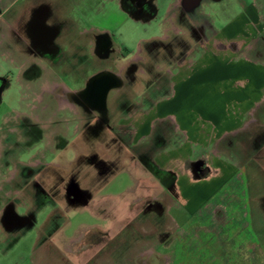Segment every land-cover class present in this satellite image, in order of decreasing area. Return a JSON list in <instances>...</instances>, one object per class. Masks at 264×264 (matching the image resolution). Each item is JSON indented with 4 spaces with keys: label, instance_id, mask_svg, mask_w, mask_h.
<instances>
[{
    "label": "rangeland",
    "instance_id": "obj_1",
    "mask_svg": "<svg viewBox=\"0 0 264 264\" xmlns=\"http://www.w3.org/2000/svg\"><path fill=\"white\" fill-rule=\"evenodd\" d=\"M184 1L0 0V137L5 134L3 140L5 147L0 150L1 160L6 161L7 155H10V150L7 147L13 142V135L8 128L15 122V117L21 107H24L21 100H19L20 93L16 81H21L23 84L30 81L33 85H38L44 77L56 76L60 80L68 82L69 78L66 72L74 69L82 56L86 58L85 60L89 59L87 47L82 46L80 54L77 53V45L76 47L72 46L74 51L69 50L70 43L66 44L67 48L57 61L48 60L45 56L41 57L34 52L30 48L32 42L27 37L25 30V23L28 22V19H31L34 8L43 12L46 11L51 16L47 26H54L59 21H64L65 18L66 20L74 18L79 21L81 27L88 30L93 28L99 33L106 34L105 36H108L109 42L113 43L115 51L119 48L120 50L125 48L129 53L141 54L145 64L143 66L145 75H135L134 83L129 86L125 85L119 92L112 91L108 96L107 119L108 122H112L113 120L116 121L117 118L129 120L126 106L135 100L141 99V96L148 97V91L151 88L146 91L147 85L154 83L163 87L165 83L168 84L169 82V85L175 83V78L168 79L165 74L167 71H176L175 68L172 69L176 65H171L176 58H178L177 66L179 70L183 71L180 74L181 77L178 76L181 79L185 78L187 73L185 71V61H192L201 54L209 53V55H218L221 58L224 56L226 62L234 61V58L239 55H242L243 59L249 58L250 52L255 49L256 45L255 36L250 35V28L242 34L244 36L238 35V38H233L236 29H239L235 25L224 33V27L232 26L245 6L256 5L254 8L258 11V18L263 26L260 36L264 37V0H200L201 4L199 7H194L196 8L194 15L189 21H192L193 24L188 23L187 14L184 9H181ZM175 5H177V8H174ZM61 15L64 17L63 20H60ZM68 24L69 29H67L66 34H69V41L85 43L87 38L92 36L91 33H88L79 37L75 35V26L71 28L70 24L72 22L68 21ZM251 33L254 34V32ZM24 41L28 43V47L24 45ZM17 45H20L32 60L25 74L18 72L9 60L11 51L18 47ZM260 45L264 48V39ZM53 46L59 47L60 45L54 43ZM45 53L48 54L46 51ZM189 53L190 55L186 57ZM37 58L40 61H37ZM132 58L133 56L114 60V67L119 69L118 73L121 68L123 69L132 61ZM97 64H99L98 69L105 68L108 65L106 63ZM80 74L85 75L86 70L81 71ZM4 81L8 84V87L5 91H2ZM164 89L166 90V88H162V91H156L151 99L154 102L155 100L156 102L162 100L166 94ZM22 95L24 99V93ZM134 95H136L135 98H133ZM153 105H148L146 108L141 105L139 109L147 110ZM82 117L87 119L83 115ZM254 117L264 121V109L260 108ZM118 121L121 122L117 119L116 122ZM116 122L115 124H117ZM256 125L252 124L250 130L239 134L233 145L232 156H236L243 163H251L250 156L255 152L251 145L254 136L256 137L260 131L259 127L264 130L262 122L258 123L259 126ZM116 135L104 131L97 139V144L89 143L88 139H85L84 133L75 139L68 136V142H64L66 149L63 155L57 156L49 154V150H46L48 145L45 144L44 140H37L32 143L30 139H27V143L19 145L22 158L25 160L30 156L39 160L43 158L44 161L48 162L49 167H36L33 169V176L30 179L22 177V168L20 172L19 167L15 180H13V168L8 169L7 167L3 170L0 168V188H2L0 194H6L10 198L14 195L17 197L25 195L23 200L12 198L11 201L15 200L20 208L23 207V201L26 200L27 208L40 210L42 215H39V218L45 217L44 214L51 211L107 210L115 214L127 213V215H114V218L117 219L115 220L117 221L115 223V234L117 236L125 223L130 221L128 218L131 215H128V213L140 212L145 207L147 208L151 203L150 198L158 190H155L154 185L148 182V185L143 186L141 189L143 193L145 190V193L149 194L145 196L144 202L133 207L129 206L130 201L140 195L139 191L134 190L137 185L130 180L128 175H132L131 167L128 166L129 161L134 158L133 152L137 148L130 146L131 143L127 140L128 136ZM26 146L28 147L27 150L24 149ZM74 146L76 150L82 153L81 155H75L70 150ZM12 148V151L16 150L15 146H12ZM88 158L89 161L86 162ZM254 161H256L252 163L254 167L249 169L246 175L248 202L244 203L243 201L240 203L242 209L239 213H234L233 209L229 207L227 219L217 225L213 232L210 231L202 236H199L197 232H193L192 235L186 236L187 239L193 238L196 242L189 243L187 252L180 253L183 256L182 258H180L181 256L178 257L180 264H264V210L257 202L255 203L257 197L264 195V152H258L254 156ZM75 189L82 196H86L85 202H88L89 205L82 202L80 205L70 208L64 203L65 196H69L70 191ZM50 195L56 196L55 201L57 202L56 207L51 211L50 207L55 202ZM57 196H64V200L57 198ZM168 201L166 198L157 201L160 203L159 213H156L155 216L148 215L141 222L137 220L136 224L134 222L135 225H132V228L138 229L140 227L146 232L144 233V239H142L144 245L138 246V249L136 247L133 257L136 253L144 255L151 252L155 248L160 235L162 241H164V238L167 237L168 239L176 229L174 222H171L168 216L166 206ZM220 211L224 213L225 209L223 212L222 209ZM154 212L152 209L147 210V213ZM171 214L175 217L174 209ZM83 216H77V218ZM39 222H41V219H39ZM178 222L181 221L178 220ZM182 230L184 231V229ZM35 241V233L27 234L24 239L14 246L11 252L3 256L0 253V264H31L32 245ZM168 242L169 239L164 244L168 245ZM60 243V238L57 236L51 239L48 245L49 249L53 251L46 253L44 257L42 252L37 253L34 257L36 263L37 260L42 259L41 261H45L46 264H53L55 260L60 258L63 262L61 261L59 264H84L93 255V250L78 254L77 244L70 246L69 253H66L59 249ZM178 247L176 246V249ZM168 250L163 251V253H166L164 264H167L169 258ZM99 255L101 256L99 257ZM99 255L95 259V264L109 263L106 253L100 252ZM177 255L178 252H175L170 264Z\"/></svg>",
    "mask_w": 264,
    "mask_h": 264
},
{
    "label": "flooded vegetation",
    "instance_id": "obj_2",
    "mask_svg": "<svg viewBox=\"0 0 264 264\" xmlns=\"http://www.w3.org/2000/svg\"><path fill=\"white\" fill-rule=\"evenodd\" d=\"M200 4V0H185L182 4L181 9L186 12L188 23L193 24L192 21L189 22L190 18L194 15L196 9L194 7H199ZM174 8H177V5ZM50 17L46 11L43 12L36 8L32 10L31 19H28V22L25 23L26 35L32 42V47L30 48L41 57L45 56L48 60L57 61L64 53L65 48H67L66 44L70 43L69 50L74 51L72 46L76 47L77 45V53L80 54L81 47H87L89 59L85 60L86 58L82 56L75 68L66 72L69 78L68 82L60 80L56 76L44 77L38 85H33L30 81H26L24 84L21 81H16L20 93L19 100H21V104L24 107H21L15 117V122L8 128L13 135V142L7 147L10 150V155H7L5 162L1 160L2 154L0 153V168L2 170L4 168L7 169V167L8 169L13 168L15 171H13V180L16 179V172L19 167L20 172L22 168V177L26 179H30L33 176V169L36 167H49L48 162L44 161L43 158L40 160L32 158V156L26 160L22 158L19 145L27 143V139H30L32 143L37 140H44L45 144L48 145L46 150H49V154L57 156L63 155L66 149L64 142H68V136L71 139H75L84 133L85 139H88L87 141L92 144H97V139L104 131L117 134L116 136L120 134L127 136V134L135 131L134 126L131 125L132 119L134 120L135 118L131 117L141 113L140 106L143 105L142 107L144 108L148 105H153V103L155 104L151 96L156 91L162 90V88H166V90L164 89L165 91L170 88L169 82L168 84L165 83L163 87L154 83L146 84L148 87L145 89L146 91L151 88L148 91V97L144 98L141 96V99L135 100L126 106L128 110L127 116H129L127 123L124 125L120 124L125 120L124 118H117L121 122H116L117 119L116 121L108 122V109L106 107L108 106L109 94L115 90L119 92L125 85L129 86L134 83L135 75H145V70L143 69L145 64L141 54L129 53L125 48L123 50L119 48V50L115 51L113 43L109 42L108 36H105L106 34H103V32L99 33L93 28L89 30L83 28L80 26L79 21L74 18L66 20L61 15L60 20L64 19V21H59L54 26H47ZM68 21L72 22L70 24L71 28L75 26V35L80 37L91 33L92 36L87 38L85 43L69 41V34H66L67 29H69ZM201 27L203 26L201 25ZM54 43H58L60 46L54 47ZM24 45L28 47L26 41H24ZM17 46L11 51L9 60L18 72L25 74L32 60L26 55L20 45ZM132 56V61L123 69L121 68L118 73L119 69L114 67V60ZM37 59V61H40L39 58ZM177 60L178 58L171 63L172 66L173 64L176 65L172 69H176ZM97 63H106L108 65L105 68L98 69L99 64ZM85 70V75L80 74L81 71ZM172 73L173 70L171 72L167 71L165 75L168 79H172ZM7 87L8 84L4 81L2 91H5ZM22 93H24V99L22 98ZM135 97L136 95L133 96V98ZM82 115L87 119H83ZM4 136L5 134L0 137V150L5 147ZM253 143L255 144L254 140ZM12 146H15V151H12ZM27 148L26 146L24 149L27 150ZM70 150L75 155L82 154L79 150H76L75 146L70 148ZM92 156L94 155L92 154ZM87 161H89V158ZM0 192H2V188H0ZM50 196L55 203L51 207H44H50L51 211L56 207L57 202L55 201L56 196ZM24 197L25 195L23 197L14 195V197L10 198L6 194H0V253L2 256L11 252L16 244L32 232L35 233L36 241L32 245L31 264H46L45 261H41L42 259L37 260L38 262L36 263L34 257L40 252H42L43 257L46 253L52 252L53 250L49 249L48 242L55 236L60 238L61 241L59 249L66 253H69V247L74 244H77L78 254L93 250V255L84 264H95V259L100 252L106 253L108 264H164L166 253H163V251L168 250V248L170 249L168 250L169 258L167 264H170L171 258L176 252L177 243L181 239V236L177 234V229H175L173 231L174 234L171 233L170 237H168V245L164 244L168 240L167 237L162 241L160 235L155 248L151 252H147L144 255L136 253L135 257H133L136 247L138 249V246L144 245V240L142 241V239H144V233L146 232L140 227L138 229L132 228V225L134 226L137 220L141 222L146 216H155L156 213L160 212V203L157 202L158 200L154 196L150 198L151 203L147 208L145 207L140 212L128 213V215H131L128 218L130 221L125 223L121 229V234L119 233L117 236L115 234V223L117 222L115 220L117 219L114 218V215H127V213L115 214L107 210L51 211L46 212L44 214V216L46 215L45 217L39 218V215H42L40 210H32L31 207L27 208L26 200L23 201V207L20 208L15 200L11 201L12 198L23 200ZM85 197L79 194L76 189L70 191L69 196H65L66 200H64V196H57V198L64 200V203L70 208L80 205L82 202L89 205L88 202H85ZM144 198L134 197L130 201L129 206L133 207L144 202ZM150 209L155 212L147 213V210ZM81 215L84 216L77 218V216ZM39 219H41V222H39ZM137 230L138 232H136ZM146 257L147 259H145ZM61 261L59 258L53 264H59Z\"/></svg>",
    "mask_w": 264,
    "mask_h": 264
},
{
    "label": "crops",
    "instance_id": "obj_3",
    "mask_svg": "<svg viewBox=\"0 0 264 264\" xmlns=\"http://www.w3.org/2000/svg\"><path fill=\"white\" fill-rule=\"evenodd\" d=\"M254 7L245 6L232 26L224 27V33L234 25L239 28L233 38L248 28L254 32L250 35L255 36L256 45L249 58L239 55L226 62L224 56L205 53L187 60L185 78H180L183 71L177 66L172 73L175 83L164 98L131 117L135 118L131 123L135 131L127 134V140L137 150L129 161L132 175H128L137 185L138 197L149 195L141 191L149 182L158 190L154 194L158 201L169 200L168 216L181 236L172 264H180L178 257L187 252L189 243L196 242L186 236L213 232L227 219L229 207L234 213L241 211L240 203L249 198L246 175L254 167V156L264 152V130L259 127L255 144H251L255 151L251 163L232 156L237 136L252 124H264L254 117L264 109L263 26ZM124 121L120 124L127 123ZM256 202L264 210V195Z\"/></svg>",
    "mask_w": 264,
    "mask_h": 264
}]
</instances>
